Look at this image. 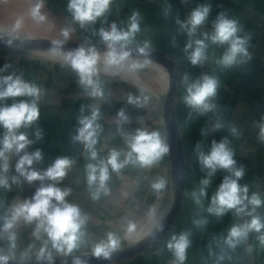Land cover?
Listing matches in <instances>:
<instances>
[{
	"label": "clouds",
	"instance_id": "clouds-1",
	"mask_svg": "<svg viewBox=\"0 0 264 264\" xmlns=\"http://www.w3.org/2000/svg\"><path fill=\"white\" fill-rule=\"evenodd\" d=\"M184 4L187 0H181ZM113 0H68L66 10L71 17V22L85 29L95 25L98 21L106 23L107 14ZM45 0H34L29 8V16L36 23H43L48 19V14L43 11ZM169 4L164 9V15L171 12ZM211 12V4L203 3L193 8L190 13L181 19L177 15L175 23L178 31L186 34L187 41L182 49L184 58L192 66H203L210 58L209 48L215 46L223 48L219 57L214 59L216 66L221 70H230L247 64L251 59L249 43L251 35H241L242 26L236 19L230 18L227 12L222 10L212 23L210 32H199L201 26L208 20ZM142 17L139 11H133L127 24L121 27L112 21L108 27L101 26L93 30V35L99 37V41L106 46L103 65L101 66L100 51L87 42L73 51L64 52L62 46L71 39L74 28L66 27L61 30L62 40L51 42V50L54 53L63 52V64L71 69L77 77V84L90 98H105L104 83L100 77L101 70L108 72L113 68H123L127 65L130 71H136L145 67L149 61L142 63L132 59L131 45L136 35L141 31ZM24 23L23 17L18 18L13 30H19ZM199 33V34H198ZM173 47L177 46V40L173 36L170 39ZM84 45H90L85 47ZM152 45L145 41L138 47V52L148 57L151 54ZM10 65L0 68V189L11 191L13 186L18 188L27 183L32 185L38 182L34 194L22 201H14L3 214H0V264H9L17 261L18 229L23 224L32 227V237L41 242V247L34 258L37 264H55L56 257L63 258L62 264H88L81 256L73 253L86 245V228L89 222L88 213L84 212L78 204L69 201L71 187H61V183L69 175L76 161L66 155L57 156L46 168H38L43 164L45 153L40 148L29 151V148L41 141L44 131L38 127L41 118L40 101L43 89L36 83L26 80L22 74L13 71L4 75ZM185 94L182 102L189 110V117L195 114L197 117L216 114L219 105L216 103L221 81L216 75L201 74L192 79L189 74H184L181 79ZM12 102L9 103L8 101ZM151 97L139 90V95L127 94L126 102L138 109H145L150 103ZM130 120L125 109L121 108L116 113L117 132L123 139V148H111L106 156H101L97 149L100 135L103 131L101 112L98 106L89 105L87 110L81 105L77 116L75 134L71 137L73 143L83 148V155L87 163L84 166V175L87 190L92 202H98L102 197L110 194V181L113 175L119 176L122 171L132 168L149 169L158 165L169 153L170 145L166 138L156 130L149 131L145 128H136L134 131H126L124 124ZM35 126V128H34ZM226 127L219 115L210 127L200 129L201 136H207L209 131L217 132ZM31 136L28 129H33ZM232 137L239 138L241 133L235 124L227 125ZM259 141L264 144V118L259 124ZM227 136L219 141L213 139L207 150L197 141V162L204 177L199 186L190 192V197L198 210L197 217L192 223L198 228L208 224L206 216L200 215V211L220 219L231 212L239 222L233 223L223 238V243L230 250L247 242L250 234H256V239L264 247V215L259 209L264 207V197L257 192L249 194V186L241 184L245 176V166L238 164L235 152L230 147ZM15 158L14 174L12 173V160ZM220 171L226 173L220 184L208 199V188L212 178ZM168 181L161 176L151 181V189L160 194L167 187ZM125 195H127L125 193ZM208 199L205 208L204 201ZM4 207L0 201V208ZM150 215L156 225L157 231H162L164 225L155 219V209ZM125 232L133 234L137 224L127 220L124 225ZM192 233L181 231L173 234L166 242L167 249L173 254V264H185L187 251L191 246ZM29 244L21 257L27 261L33 257L28 253L33 248ZM121 246V237L117 232L109 231L102 238L90 245L92 257L111 259L112 254ZM251 251V246L247 249ZM224 257L221 256L220 259Z\"/></svg>",
	"mask_w": 264,
	"mask_h": 264
},
{
	"label": "crops",
	"instance_id": "crops-1",
	"mask_svg": "<svg viewBox=\"0 0 264 264\" xmlns=\"http://www.w3.org/2000/svg\"><path fill=\"white\" fill-rule=\"evenodd\" d=\"M67 3L68 0H45L43 11H53L59 20V23L55 24L54 33L52 27L50 28L52 22L50 18L48 23L43 22V26L40 24L34 26L35 31L32 32L25 31L24 34H19L6 30L1 31L18 36L62 40L61 30L70 27L75 31L68 42L102 44L99 37L93 35V30L101 26L108 27L112 21L124 27L135 10L139 11L142 20L141 31L136 35L132 45L142 46L145 41H149L152 48L173 58L179 69L175 113L185 160L183 202L173 225L153 247L114 264H173L174 256L167 249L166 242L171 235L181 231L192 233V243L187 251L185 264H264V247L260 245L254 233L250 234L247 242L237 246L235 250H230L224 245L223 238L227 235L228 228L233 223L239 222L231 212L217 219L200 211V215L207 217L208 224L203 228L194 226L192 221L197 217L198 210L190 197V192L199 186L200 180L205 175L197 162L194 150L196 142L199 141L204 150H207L213 139L219 141L224 136L230 140V147L236 154L234 158L238 164L245 166V176L240 183L249 186V194L257 192L264 197V144L258 139L259 124L264 118V0H187L184 4L181 0H113L110 12L106 18H102L107 22L98 21L95 25H90L85 29H80L78 25L71 22V17L66 10ZM203 3L211 4V12L199 32H210L216 16L224 10L230 18L240 22L241 35H251L248 50L252 59L247 64L230 70L219 69L214 59L222 54L223 48L215 46L209 48L210 58L203 66H192L184 58L182 49L187 37L186 34L178 31V25L175 23L176 17L179 15L181 19H184L193 8ZM169 4L172 7L171 12L165 16L164 9ZM173 36L177 40L176 47L170 43ZM6 64L10 67L7 72L3 73L4 75L15 71L43 89L40 101L41 118L37 126L43 129L44 137L29 148V151L40 148L45 153L43 164L37 167L46 168L52 160L62 155L69 156L76 161L69 175L60 185L71 187L72 193L68 197L69 201L78 204L89 215L85 237L87 246L77 250L73 255L91 252V243L102 238L109 231L117 232L122 236L125 233L124 225L127 220L134 221L137 228H140L153 218L150 215L151 210L155 209L157 214L159 210L165 209L170 182L169 153L152 168L139 169L129 166L119 176L113 175L110 181V194L94 203L90 199L85 181L84 166L87 161L82 154L83 148L71 140L75 134L81 105L85 106L86 110L89 105L100 108V123L103 125V131L97 149L101 156H106L113 147L123 148L125 146L122 137L117 132L116 125V113L121 108L125 109L130 118L129 122L123 125L126 131H134L136 128L156 130L167 140L162 113L165 89L158 82H156L158 90L149 85L150 78L146 74L150 71H145L144 67L141 73L136 70L134 74L138 76L140 83H134L120 75L101 70L100 77L105 88V98L101 100L90 98L82 91L77 84L76 75L71 73L70 68L62 66L63 58H51L20 50L0 49V68ZM128 70L127 65L121 69L125 74L129 73ZM186 73L192 79L198 78L201 74L216 75L220 79L221 87L216 98L219 108L216 114L209 113L208 116L200 117L193 114L189 117V110L182 102L185 91L181 79ZM140 87L148 90L152 95L146 94L151 97V100L145 109H138L126 102L127 94L139 95ZM216 115L222 118L226 127L221 131H209L207 136H201L200 129L210 127ZM229 124H235L238 127L241 133L239 138L231 136L227 128ZM34 128L27 130L30 136ZM14 165L15 158L12 160L13 174ZM224 175L226 173L220 171L212 178V183L208 188L209 200ZM158 176L168 181L166 189L160 194L154 193L150 186L151 181ZM37 187L38 182H34L32 185L25 183L20 188L14 185L11 191L0 189V201L4 204V207L0 208V214H3L14 201L30 198ZM208 199L204 201L205 208L208 206ZM258 211L264 215V207ZM133 234L127 235L132 236ZM18 236L16 255H23L30 243L34 246L28 255H35L41 247V242L35 241L32 237V227L22 224L18 229ZM249 246H251L250 252L247 250ZM221 256L224 258L220 259Z\"/></svg>",
	"mask_w": 264,
	"mask_h": 264
},
{
	"label": "water",
	"instance_id": "water-1",
	"mask_svg": "<svg viewBox=\"0 0 264 264\" xmlns=\"http://www.w3.org/2000/svg\"><path fill=\"white\" fill-rule=\"evenodd\" d=\"M55 41L44 37L35 36H7L0 34V49L1 50H20L26 53L41 55L48 57L49 55H64L61 53H54L51 50V42ZM83 42H66L62 46L64 52L73 51L81 46ZM92 44V43H88ZM98 51H100L101 57L104 56L106 46L104 44H92ZM88 47L90 45H84ZM140 45H131L132 59L144 61L147 59L150 63H154L160 66L167 74L168 86L162 99V113L166 130L167 141L170 145L169 158H170V182H169V197L164 209V215L159 221L164 225L162 231H157L156 226L143 238L138 241L121 245L113 254L111 259L95 258L92 257L91 252L75 254L74 256H81L88 261V264H114L124 260H127L133 256H136L142 252L153 247L169 230L173 225L175 219L178 216L181 208L184 191H185V160L184 149L182 139L176 119L175 113V95L177 91L179 69L173 58L166 53L152 48L151 54L148 57H144L143 54L138 52ZM141 91L150 96L151 93L140 87ZM31 260L27 261L25 258L21 260L22 255H16L17 261H10L9 264H37L34 256ZM63 258L56 257L55 264H62ZM68 264H71L69 258Z\"/></svg>",
	"mask_w": 264,
	"mask_h": 264
},
{
	"label": "rangeland",
	"instance_id": "rangeland-1",
	"mask_svg": "<svg viewBox=\"0 0 264 264\" xmlns=\"http://www.w3.org/2000/svg\"><path fill=\"white\" fill-rule=\"evenodd\" d=\"M34 2V0H0V30H6L11 31L19 34H24L25 31H35L33 29L34 26L37 24H40V26H43L44 23H36L33 21L29 16V8L31 7V4ZM48 14V19L52 20L50 28L52 29V32L54 33L55 24L59 23L58 17L55 16L53 11L46 12ZM23 17L24 23L22 27L19 30H13V25L15 21ZM48 19L45 21V23H48ZM13 35V34H12ZM53 35V34H52ZM143 69H139V72H143ZM146 71V70H145ZM129 73L133 74L135 77L137 76L135 71L128 70ZM133 72V73H132ZM122 71H118L117 75L122 76ZM148 78H150V83L155 90H158L157 83L155 81V77L152 73L146 74ZM130 76V75H129ZM154 77V78H153ZM166 93V89H165ZM145 227L141 226L140 228H137L134 232L135 234L138 232L144 231ZM129 235H124L121 237V245L125 244L126 241L129 239Z\"/></svg>",
	"mask_w": 264,
	"mask_h": 264
},
{
	"label": "bare ground",
	"instance_id": "bare-ground-1",
	"mask_svg": "<svg viewBox=\"0 0 264 264\" xmlns=\"http://www.w3.org/2000/svg\"><path fill=\"white\" fill-rule=\"evenodd\" d=\"M0 34L7 35V36H18V35H12V34H8V33H4L1 30H0ZM48 57H51V58H63L62 55H49ZM134 61L141 62V63L143 62V61H140V60H134ZM102 65H103V57H101V66ZM121 69L122 68H113V69H110L108 72L117 74L118 71H121ZM144 69L147 70V71L152 72L153 76L155 77V78L154 77L153 78L156 80V82H158L164 89L167 90V86H168V84H167L168 83L167 74L160 66L149 62V63H147L145 65ZM125 72H127V71H125ZM123 73L124 72H122L121 74H122L123 78L126 79L127 81L134 82V83H140V79L138 78V76L135 77L131 73H128V74H125V73L123 74ZM168 197H169V194L167 195L166 201L168 200ZM159 211L160 212H158L156 214V216H155V219L157 221H160L161 218L164 215V209H161ZM155 226L156 225L153 222V218L149 219L147 221L146 225L144 226L145 227L144 231H142V232L140 231V232H138L136 234H133L131 237H129V239L126 241L125 244L132 243V242L140 240L141 238L146 236ZM125 233L122 236H120V237H123L124 235H126Z\"/></svg>",
	"mask_w": 264,
	"mask_h": 264
}]
</instances>
